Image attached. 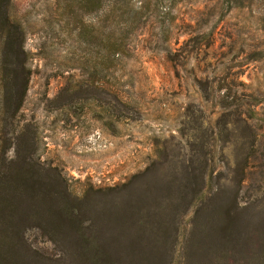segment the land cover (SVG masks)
Returning <instances> with one entry per match:
<instances>
[{
	"label": "rangeland",
	"instance_id": "374dc122",
	"mask_svg": "<svg viewBox=\"0 0 264 264\" xmlns=\"http://www.w3.org/2000/svg\"><path fill=\"white\" fill-rule=\"evenodd\" d=\"M9 13L0 264H264V0Z\"/></svg>",
	"mask_w": 264,
	"mask_h": 264
},
{
	"label": "trees",
	"instance_id": "16d2710c",
	"mask_svg": "<svg viewBox=\"0 0 264 264\" xmlns=\"http://www.w3.org/2000/svg\"><path fill=\"white\" fill-rule=\"evenodd\" d=\"M10 0H0V39L4 52L14 46L15 50L20 49V31L15 20L9 13ZM251 105H256L252 103ZM25 175H29L31 170L24 169Z\"/></svg>",
	"mask_w": 264,
	"mask_h": 264
}]
</instances>
